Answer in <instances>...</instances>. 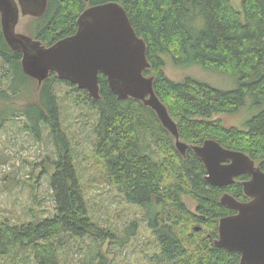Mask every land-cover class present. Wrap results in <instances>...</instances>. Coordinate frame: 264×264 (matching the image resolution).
Segmentation results:
<instances>
[{"label": "trees", "instance_id": "trees-1", "mask_svg": "<svg viewBox=\"0 0 264 264\" xmlns=\"http://www.w3.org/2000/svg\"><path fill=\"white\" fill-rule=\"evenodd\" d=\"M117 1L124 6L137 34L146 43L154 76V90L178 126L180 139L200 145L207 138L242 151L264 171V0H241L236 9L231 0H48L33 38L49 45L75 32L79 13L90 4ZM175 66L197 64L235 78V87L223 89L207 81L185 76L175 81L165 73L166 58ZM8 90L24 93L31 82L38 85L37 98L21 110L24 126L35 135L49 130L56 147L49 176L54 214L26 224L0 225V258L19 259L23 252L38 264H55L62 247L60 235L107 238L89 215L83 188L69 142L61 128L60 111L53 84L64 82L54 72L41 84L21 68V52L7 44L0 21V69ZM1 69V70H2ZM100 99L82 89L84 101L96 110L93 147L103 173L122 193L124 200L146 210L149 226L168 264H240V254L214 244L220 217L233 209L221 204L229 192L246 200L238 176L226 186L205 180V166L191 150L182 156L173 136L156 113L140 100L118 99L106 76L99 73ZM5 84V85H6ZM32 89V88H31ZM250 100L261 109L247 120V129L225 126L215 114H234ZM8 115H0L4 120ZM183 195L195 201L188 207ZM158 207V209H155ZM135 233L136 223L129 225ZM13 253V255H11Z\"/></svg>", "mask_w": 264, "mask_h": 264}, {"label": "rangeland", "instance_id": "rangeland-1", "mask_svg": "<svg viewBox=\"0 0 264 264\" xmlns=\"http://www.w3.org/2000/svg\"><path fill=\"white\" fill-rule=\"evenodd\" d=\"M236 9H241V0H231ZM31 15H20L15 30L31 35L37 25ZM2 69V68H1ZM0 75H3V69ZM167 76L175 81L192 76L223 89L235 87V78L225 72L205 69L200 65L175 66L170 57L164 68ZM8 78L0 77V89H8ZM6 84V85H5ZM24 93L8 90L5 98L0 96V225L26 224L54 214V201L49 183L53 171L51 160H55L56 147L49 130L43 127L41 135H35L24 126L21 110L28 102L37 98L35 82ZM60 111L61 128L69 142L70 151L77 169L79 183L83 188L89 215L99 228L110 233L99 239L91 235L81 238L62 234V247L57 252L55 264H168L161 257L160 246L148 222L146 210L124 200L113 183L103 173L97 161L93 142L96 110L85 102L82 92L64 82L53 84ZM261 107L252 106L250 100L234 114L218 113L229 127L247 129V120ZM188 207L195 208V201L182 196ZM155 209H158L156 207ZM135 222V233L129 225ZM23 252L19 259L7 255L0 264H38ZM13 255V253L11 254Z\"/></svg>", "mask_w": 264, "mask_h": 264}, {"label": "water", "instance_id": "water-1", "mask_svg": "<svg viewBox=\"0 0 264 264\" xmlns=\"http://www.w3.org/2000/svg\"><path fill=\"white\" fill-rule=\"evenodd\" d=\"M47 4L48 0H0L3 36L10 48L21 52L22 71L38 84L54 72L59 79L86 90L94 100L101 97V73L118 99L140 100L156 113L173 136L178 152L185 156L191 150L201 159L210 184L226 186L237 176L249 174L250 178L242 181L247 200L227 192L220 197L221 204L236 212L219 218L214 244L238 252L240 264H264V171L260 165L248 154L211 138L200 145L180 139L176 122L155 93L154 76L144 73L151 66L146 43L122 4L106 1L87 5L76 19L75 32L49 45L15 30L20 15L40 17Z\"/></svg>", "mask_w": 264, "mask_h": 264}, {"label": "flooded vegetation", "instance_id": "flooded-vegetation-1", "mask_svg": "<svg viewBox=\"0 0 264 264\" xmlns=\"http://www.w3.org/2000/svg\"><path fill=\"white\" fill-rule=\"evenodd\" d=\"M242 175H243V174H242ZM239 176H240V175H239ZM247 176H248V177H247L246 179L250 178V175H249V174H247ZM237 177H238V176H237ZM237 177H236V178H237ZM236 178H235V179H236ZM243 180H245V179L240 180L241 185H242V181H243ZM222 187H223V186H222ZM224 193H225V192H224ZM227 193H229V192H227ZM229 194H230V193H229ZM236 199H237V198H236ZM247 199H248V198H247ZM247 199H246V200H247ZM238 200H239V199H238ZM242 201H245V200H242ZM233 211H234V212H232V213H230V214H234V213L236 212L235 210H233ZM227 215H229V214H227ZM217 234H218V231H217Z\"/></svg>", "mask_w": 264, "mask_h": 264}, {"label": "bare ground", "instance_id": "bare-ground-1", "mask_svg": "<svg viewBox=\"0 0 264 264\" xmlns=\"http://www.w3.org/2000/svg\"><path fill=\"white\" fill-rule=\"evenodd\" d=\"M202 144V143H201Z\"/></svg>", "mask_w": 264, "mask_h": 264}]
</instances>
